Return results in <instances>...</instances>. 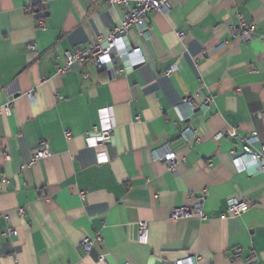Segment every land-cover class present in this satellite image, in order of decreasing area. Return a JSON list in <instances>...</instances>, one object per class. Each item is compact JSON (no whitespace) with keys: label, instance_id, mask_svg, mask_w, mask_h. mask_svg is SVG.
I'll return each instance as SVG.
<instances>
[{"label":"crops","instance_id":"obj_1","mask_svg":"<svg viewBox=\"0 0 264 264\" xmlns=\"http://www.w3.org/2000/svg\"><path fill=\"white\" fill-rule=\"evenodd\" d=\"M167 1L103 69L57 75L65 52L106 37L136 2L0 0V264H264V177L233 155L250 135L264 144V0ZM239 15L248 41L231 34ZM104 117L111 140L95 143ZM41 142L51 155L31 164ZM202 195L205 218H170ZM232 199L249 209L228 214Z\"/></svg>","mask_w":264,"mask_h":264},{"label":"built area","instance_id":"obj_2","mask_svg":"<svg viewBox=\"0 0 264 264\" xmlns=\"http://www.w3.org/2000/svg\"><path fill=\"white\" fill-rule=\"evenodd\" d=\"M129 0H108L111 6L119 3H127ZM135 6L129 11L128 14L116 25H114L108 35L104 38L97 39L94 43L90 44L88 48L84 50H77L75 52L67 51L64 54V63L58 66L56 69L57 75H65L71 68L72 65L77 64L83 66L87 61H91L97 69H103L106 63H111L113 57L118 54V43L121 41L124 35L128 31L136 26L142 31L146 28V19L151 12L164 11L168 8L169 4L167 0H134ZM231 34L233 37L240 39L241 41H248L254 36V26L247 25L242 15H239L238 25L231 26ZM178 39L184 38V32L177 33ZM27 49L34 51L35 45L28 44ZM138 48L132 49V53H137ZM167 74H171L172 71L168 70ZM31 97V94L28 95ZM211 99L203 97L202 108L205 110L208 107ZM182 104L188 107L191 111L194 110L191 98L185 97L182 99ZM180 121H183L182 119ZM114 126L109 118H103V122L100 127L97 128V135L94 138L95 143H106L111 140ZM183 137L196 138L194 136L193 129L189 126L183 125L180 131ZM229 136L236 137L237 132L235 128H232L228 132ZM69 133L66 132V136ZM257 140L255 135H250L244 138L243 151L240 155L235 156V162L238 169L242 172H246L249 175L253 173H259L264 177V144L261 145L259 150H253V143ZM51 155V147L47 142H41L40 147L34 153L31 164L37 160L47 158ZM165 163L167 170L171 173H176V167L179 163L178 159L171 150H167L160 158ZM184 164V161H181ZM81 197L84 193H80ZM193 198V196H191ZM204 196L195 197L193 205L189 207H177L174 208L170 213V218L173 220L179 218H185L191 215H196L200 218H205L203 211ZM249 209L247 202L238 199H232L228 202L227 213L230 215H240ZM20 214H24L23 209L19 210ZM10 235H15L16 231L11 230ZM139 238L142 244H147L148 241V228L145 222L139 224ZM94 240L101 241V237L96 234L95 237L86 236L83 238L81 244L84 250L88 253L92 249V243ZM240 248H236L232 252V258L237 260L240 255ZM99 260L105 262V256L100 255ZM128 264V263H127ZM194 264V263H192ZM245 264H252L249 260Z\"/></svg>","mask_w":264,"mask_h":264}]
</instances>
